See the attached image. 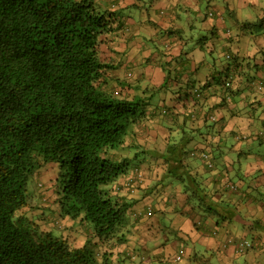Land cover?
<instances>
[{"label":"trees","instance_id":"1","mask_svg":"<svg viewBox=\"0 0 264 264\" xmlns=\"http://www.w3.org/2000/svg\"><path fill=\"white\" fill-rule=\"evenodd\" d=\"M115 2L0 0V264H113L115 250L138 223L132 193L142 188V161L153 174V214L160 212L154 205L175 191L173 178L186 193L189 212L182 215L193 213L194 227L225 219L222 210L231 212L227 198L217 200L214 188L203 181L207 177L199 174L200 167H215L211 151L219 155V144L192 147L185 135L178 141L160 135L155 142L138 141L152 130L155 115L167 117L168 124L166 107L157 108L152 98L167 93V84L177 78L168 73L171 78L162 86L143 87L130 76H114L119 62L103 60L99 50L120 32L124 19ZM166 61L164 70L169 71L176 61L170 55ZM217 77L210 82L211 93L230 91L232 78ZM204 88L191 87L193 100L204 95ZM210 112L207 108L203 114L213 129L216 118ZM257 137L264 141L263 133ZM125 177L128 193L122 194L117 182ZM41 178L49 185L38 184ZM227 185L221 193L229 198L235 184ZM35 186L49 188L48 193L51 186L52 197L39 193L41 200L35 201ZM46 204L51 214L60 208L65 227L84 225L80 231H86V240L92 237L93 249L81 245L77 233L69 239L41 227ZM187 264L211 262L195 252Z\"/></svg>","mask_w":264,"mask_h":264},{"label":"crops","instance_id":"2","mask_svg":"<svg viewBox=\"0 0 264 264\" xmlns=\"http://www.w3.org/2000/svg\"><path fill=\"white\" fill-rule=\"evenodd\" d=\"M115 1L119 7L115 4L114 8H120L124 22L120 23L119 34H112L111 42H105L99 50L104 55L103 60L119 62L114 76L122 79L130 76L131 81L138 80L143 87L148 84L160 87L170 76L177 78L167 84V93L158 92L152 98L153 104L159 106L157 108L166 107L168 124L163 120L164 115H155L151 121L152 130L144 132L138 141L144 143L146 138L155 142L159 135L164 140L178 141L185 135L192 147H206L204 143L212 141L221 149L226 142H238L230 155H223L222 150L219 155L211 151L215 167L199 169V174L207 177L203 181L214 188L217 200L227 198L231 206V212L222 210L225 219L216 222L214 218L202 227H185L186 221L195 216L193 213L188 217L182 215L189 212L185 205L186 193L174 178L175 184L171 187H175V191L168 192L170 199L163 197L164 202L154 205L160 212L153 214L152 204L157 199L149 194L153 174L142 161L139 170L142 188H136L132 193L134 217L138 223L131 233L141 238L144 264H169L166 244L171 239V231H176L177 239L183 241L172 259L181 248L182 256L188 259L195 252L204 253L210 259L211 252L220 253L226 260L236 259L239 253L234 250L232 239L249 232L255 245L252 250L246 249L241 262L264 264V141L257 137L258 133L264 134V24L262 31L248 36L234 32V26L244 27L243 24L239 26L236 18H230L234 0ZM236 1L245 7L258 0ZM226 54L231 57L227 58ZM168 55L176 61L172 67L176 69L164 70ZM235 62L238 66L233 65ZM220 74L224 79L232 78L231 89L224 93L216 89L213 94L210 82ZM199 85H204V95L193 100L190 89ZM163 94L167 101H162ZM202 96L207 98L202 100ZM207 108L216 118L213 129L207 127L209 121L203 114ZM179 125L184 126V130L175 127ZM240 156L245 158L239 160ZM232 157H237L238 161ZM191 159L188 157L190 163ZM197 164L202 166L200 161ZM232 177H238V180L234 181ZM125 181L126 177L117 182L122 184V194L128 193ZM228 183L236 187L235 190L230 187L233 194L229 198L221 193V188ZM245 188L253 189V192ZM165 201L171 206L168 207ZM172 201H176L175 207ZM182 205L185 207L181 208ZM149 211L151 215H148ZM163 227L167 230L163 231ZM185 238H192V247H185ZM132 252L125 245L119 247L112 256V263L127 264V260H132Z\"/></svg>","mask_w":264,"mask_h":264},{"label":"rangeland","instance_id":"3","mask_svg":"<svg viewBox=\"0 0 264 264\" xmlns=\"http://www.w3.org/2000/svg\"><path fill=\"white\" fill-rule=\"evenodd\" d=\"M249 4V5H248ZM245 7L240 6L236 0L233 1L232 3V8L230 11V18L232 20H234L235 18L239 21V26H241L242 24L244 25V27L241 29L239 28L237 25L233 27L234 32H239L240 34H248L249 33H253L255 31H262V27L260 25H258L259 23H262L261 25L264 24V0H258V1H254V2H250L248 3ZM99 55L102 59H104V55L100 54ZM238 144V142L236 143H231V142H226L225 143V147L222 148V153L223 155L225 154H231V150L234 148V146H236ZM262 146H260L261 148ZM264 150V146L262 147ZM261 148V149H262ZM232 156V155H231ZM243 158H245L244 156H240L239 160H242ZM232 159H234L235 161L237 160V157L234 158L232 157ZM233 174V172H232ZM231 174V176H232ZM51 175V173H50ZM232 179L234 181L238 180V177H232ZM37 183V179L35 177V179H33V181L30 182V189L34 188V185H36ZM44 184L45 186H47L49 184V181H47V179L45 178H41L40 182L38 184ZM42 186V187H38L35 186V193L34 194V198L35 201H37V199L41 200V194L44 193V195L46 197H49V194L53 195V191H51V186H50V190L49 193L47 191V187ZM245 190H247V188H245ZM249 192H253V189L247 190ZM47 200V199H46ZM49 201V199L47 200ZM48 203V202H47ZM47 207L49 206L48 204H46ZM50 206L48 207V209H44V214L41 219H42V225L44 229L48 228L54 231V234L59 235V234H66L65 236H68L69 239L71 237L76 238L74 235L77 233L78 237L83 239L81 242V245H86L88 247L92 248V245H90V239L92 240V237H89V241L86 240L88 235H86V231H80L81 229H86V227L84 225H79L77 224L76 226H73V224L71 225V227L68 225L67 227H65L66 225V220H64L65 216L61 215V211L60 208L58 207V212L57 213H53L51 214V209ZM53 221V222H52ZM68 223V222H67ZM88 225L90 226L91 229H93V226L91 223H88ZM193 225V221L191 220H187L185 223V227H190ZM81 226H83V228H81ZM91 232H93V230H91ZM176 231H171L169 233V236L171 237V239L167 242L166 246L167 249L169 250L170 253V261L169 264H186L187 263V257L184 255L182 256V258H180L179 260H177L175 257L174 259L173 256L177 253L178 251V247L180 246V244H182L183 241L178 240L177 236H176ZM249 233V232H248ZM248 233H244L241 235V238H239L237 236V238L232 239L234 240V244H239L241 243V241H248L251 244V248H249L250 250H252V248L254 247L255 244H253V237L251 235H249ZM90 235V233H89ZM178 238L180 239V234L178 235ZM192 238H185L184 244L185 247L190 246L192 247ZM125 247L129 248L130 250L134 251L131 253V257L132 260L129 261L127 260V264H144L145 260L142 253V249H141V238L139 235L136 234H132V233H128L127 234V239H126V243H125ZM121 248V246H120ZM93 249V248H92ZM147 256V253L145 254ZM211 259L210 262L211 264H245L244 262H241V258L243 253H239V256L236 259H229L226 260V258H224L223 256H220V253H210L209 254ZM209 257V256H208ZM252 262H250L249 264H251ZM161 264V263H159ZM253 264V263H252Z\"/></svg>","mask_w":264,"mask_h":264},{"label":"built area","instance_id":"4","mask_svg":"<svg viewBox=\"0 0 264 264\" xmlns=\"http://www.w3.org/2000/svg\"><path fill=\"white\" fill-rule=\"evenodd\" d=\"M263 139H264V134H263ZM204 158L209 161V166H212L211 161L209 160L207 154H204ZM231 188L234 190L236 189L235 185H231ZM150 213L151 212L149 211L148 214H150ZM232 244H234V242H232ZM250 245L251 244L248 241H241V243H239V244H234V250L236 252H243L246 249L250 248ZM183 252H184L183 250H180L176 256V259H180V257L183 255Z\"/></svg>","mask_w":264,"mask_h":264}]
</instances>
